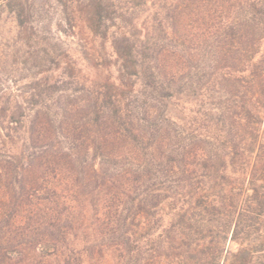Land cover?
<instances>
[{"label":"trees","instance_id":"1","mask_svg":"<svg viewBox=\"0 0 264 264\" xmlns=\"http://www.w3.org/2000/svg\"><path fill=\"white\" fill-rule=\"evenodd\" d=\"M56 1L107 38L112 4ZM130 11L153 19L117 77L36 110L20 153L0 134V264H264V0Z\"/></svg>","mask_w":264,"mask_h":264},{"label":"rangeland","instance_id":"2","mask_svg":"<svg viewBox=\"0 0 264 264\" xmlns=\"http://www.w3.org/2000/svg\"><path fill=\"white\" fill-rule=\"evenodd\" d=\"M106 1L112 8L105 39L81 22L71 33L56 0H27L24 26L6 8L8 0H0V134L15 138L19 153L29 143L34 112L53 110L58 100L64 104L69 96H79L83 86L99 90V79L105 75L117 77L120 61L114 38L126 35L130 40V31L141 33L153 19V12L145 11L133 22L130 0ZM83 2L75 0L74 6ZM153 36L163 37L159 31Z\"/></svg>","mask_w":264,"mask_h":264}]
</instances>
